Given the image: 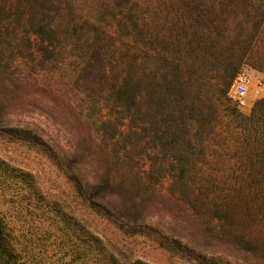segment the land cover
<instances>
[{"label": "trees", "instance_id": "trees-1", "mask_svg": "<svg viewBox=\"0 0 264 264\" xmlns=\"http://www.w3.org/2000/svg\"><path fill=\"white\" fill-rule=\"evenodd\" d=\"M244 66L264 74V0H0V139L70 185L0 158V264L24 210L86 263L148 264L126 242L142 237L264 264V97L248 115L226 99Z\"/></svg>", "mask_w": 264, "mask_h": 264}, {"label": "rangeland", "instance_id": "rangeland-1", "mask_svg": "<svg viewBox=\"0 0 264 264\" xmlns=\"http://www.w3.org/2000/svg\"><path fill=\"white\" fill-rule=\"evenodd\" d=\"M239 74H244L248 77L249 84L248 93L246 95V105L237 109L241 114L248 115L254 102L264 97V74L252 70L247 66H244ZM216 111L218 112L219 122L221 123L219 130L220 132L222 131L221 133H224L227 124L231 123L232 120L220 108ZM223 137L224 136L211 140L214 148L219 147L223 142ZM0 158L14 166L38 175L46 187L52 189L59 188L65 191L70 189V185L67 183V179L63 172L52 165L45 156L25 146L7 143L0 139ZM26 212L27 211L24 210L23 219L28 220L30 223L27 222L28 224L26 223L24 227H21L20 224L17 223L16 226L18 231L21 230V234H18L17 237L18 247L22 251L17 264H99L96 259L95 250L89 258V263H86L63 248L64 246L67 247V243L61 241L60 238L54 240L53 237H46L44 233L41 234L38 228L39 222L37 219H34L36 212L33 214H31V212ZM30 224L32 226H30ZM45 229L46 226L43 224L41 226L42 232ZM44 235L45 238H42ZM126 242L132 246L134 257L142 262L148 264H188L179 259L172 258L166 251L158 248L145 238H128Z\"/></svg>", "mask_w": 264, "mask_h": 264}, {"label": "built area", "instance_id": "built-area-1", "mask_svg": "<svg viewBox=\"0 0 264 264\" xmlns=\"http://www.w3.org/2000/svg\"><path fill=\"white\" fill-rule=\"evenodd\" d=\"M249 79L244 74H238L230 83L226 99L229 103L235 105L237 108L246 105V95L248 93ZM261 85V84H259Z\"/></svg>", "mask_w": 264, "mask_h": 264}]
</instances>
